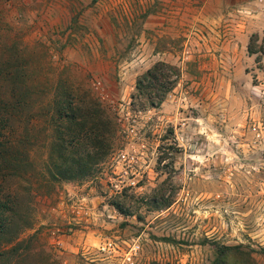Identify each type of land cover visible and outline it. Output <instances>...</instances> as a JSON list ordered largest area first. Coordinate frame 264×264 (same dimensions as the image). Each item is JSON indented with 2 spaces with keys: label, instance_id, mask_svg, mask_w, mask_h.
I'll use <instances>...</instances> for the list:
<instances>
[{
  "label": "rangeland",
  "instance_id": "374dc122",
  "mask_svg": "<svg viewBox=\"0 0 264 264\" xmlns=\"http://www.w3.org/2000/svg\"><path fill=\"white\" fill-rule=\"evenodd\" d=\"M255 33L264 38V0H0V96L14 110L0 187L32 202L30 264H127L134 243L133 264H217L221 246L264 264ZM158 62L179 68L177 85L159 107L133 100ZM58 89L76 116L88 105L116 123L111 149L74 181L50 177ZM108 241L118 254L99 250Z\"/></svg>",
  "mask_w": 264,
  "mask_h": 264
},
{
  "label": "trees",
  "instance_id": "16d2710c",
  "mask_svg": "<svg viewBox=\"0 0 264 264\" xmlns=\"http://www.w3.org/2000/svg\"><path fill=\"white\" fill-rule=\"evenodd\" d=\"M248 52L251 56H256V62L259 63L264 57V38L257 33L253 34ZM180 76L178 67L158 62L138 78L137 92L132 98L144 99L152 107H159L175 88ZM59 89L56 93L55 113L56 123L59 124L61 132L54 135L52 143L54 149L58 150V155L57 157L51 155L54 169H50V177L53 181L63 179L74 181L88 176L90 171L86 170L96 161L94 153L97 148L108 151L111 149L110 141L116 131V123L109 115L106 116L105 111L88 105L86 114L81 116V119L73 112L74 99ZM2 97L5 101L0 96V133L7 128L9 120L7 112L14 111L9 109V97L6 95ZM12 149L14 142L0 135V161L11 163L14 157L10 158L9 151ZM2 189L0 187V264H30L38 254L34 252L33 247L34 243L38 242V237L34 234L29 238H23V235L34 228L32 202L21 198L22 193L19 190H12L10 193L14 198L7 199ZM25 195L30 196V192ZM216 248L217 264H256L252 254L243 251L242 247ZM34 262L36 259L32 261Z\"/></svg>",
  "mask_w": 264,
  "mask_h": 264
},
{
  "label": "built area",
  "instance_id": "2783aa9c",
  "mask_svg": "<svg viewBox=\"0 0 264 264\" xmlns=\"http://www.w3.org/2000/svg\"><path fill=\"white\" fill-rule=\"evenodd\" d=\"M134 184V183H132ZM99 250L108 255H116L120 252L119 247L112 241L105 242ZM141 250V246L137 243L132 244L127 251L124 252V263L133 264L134 259Z\"/></svg>",
  "mask_w": 264,
  "mask_h": 264
}]
</instances>
